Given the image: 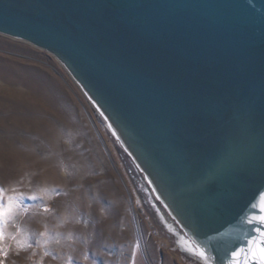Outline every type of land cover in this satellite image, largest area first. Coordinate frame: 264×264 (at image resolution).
Wrapping results in <instances>:
<instances>
[{"label": "water", "instance_id": "water-1", "mask_svg": "<svg viewBox=\"0 0 264 264\" xmlns=\"http://www.w3.org/2000/svg\"><path fill=\"white\" fill-rule=\"evenodd\" d=\"M0 35L66 70L189 262L232 264L259 239L248 218L264 215V0H0Z\"/></svg>", "mask_w": 264, "mask_h": 264}, {"label": "rangeland", "instance_id": "rangeland-1", "mask_svg": "<svg viewBox=\"0 0 264 264\" xmlns=\"http://www.w3.org/2000/svg\"><path fill=\"white\" fill-rule=\"evenodd\" d=\"M0 190V264H195L66 70L2 35Z\"/></svg>", "mask_w": 264, "mask_h": 264}, {"label": "snow or ice", "instance_id": "snow-or-ice-1", "mask_svg": "<svg viewBox=\"0 0 264 264\" xmlns=\"http://www.w3.org/2000/svg\"><path fill=\"white\" fill-rule=\"evenodd\" d=\"M0 194H2V190H0ZM9 208H4V206L0 205V215L5 214ZM253 207H256V205H253ZM260 211L264 213V196H261V206ZM254 221H258L261 224H264V215L261 216H253L248 218V223H252ZM259 239H249L247 241L249 247L245 250L243 248H240L237 251H233L232 253V264H236L238 258L245 252L249 254L245 258V264H250V262H255V264H264V247L261 245H264V232H261L259 229H257ZM188 251H192V249H188ZM195 255H198L201 259H204V253L202 251L197 250L195 252Z\"/></svg>", "mask_w": 264, "mask_h": 264}]
</instances>
